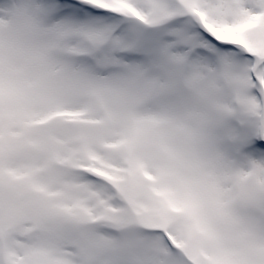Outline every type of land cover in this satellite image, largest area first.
Returning a JSON list of instances; mask_svg holds the SVG:
<instances>
[{
	"label": "snow or ice",
	"instance_id": "1",
	"mask_svg": "<svg viewBox=\"0 0 264 264\" xmlns=\"http://www.w3.org/2000/svg\"><path fill=\"white\" fill-rule=\"evenodd\" d=\"M0 264H264V0H0Z\"/></svg>",
	"mask_w": 264,
	"mask_h": 264
}]
</instances>
